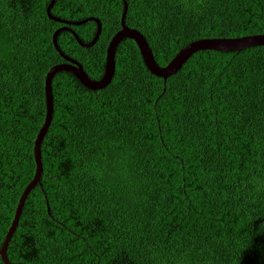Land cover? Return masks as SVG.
I'll return each instance as SVG.
<instances>
[{"label": "trees", "instance_id": "1", "mask_svg": "<svg viewBox=\"0 0 264 264\" xmlns=\"http://www.w3.org/2000/svg\"><path fill=\"white\" fill-rule=\"evenodd\" d=\"M125 24L164 66L204 38L264 34V0H125ZM50 0H0V246L34 170L44 79L64 62ZM122 0H55L68 21L96 17L90 48L59 49L98 80ZM89 43L96 24L70 26ZM40 181L6 248L23 264H264V47L198 51L163 80L123 39L102 89L54 74ZM47 208L49 211H47ZM0 264H3L0 258Z\"/></svg>", "mask_w": 264, "mask_h": 264}, {"label": "water", "instance_id": "2", "mask_svg": "<svg viewBox=\"0 0 264 264\" xmlns=\"http://www.w3.org/2000/svg\"><path fill=\"white\" fill-rule=\"evenodd\" d=\"M55 0H50L46 7V15L47 17L55 22L63 24V26L57 28L52 36L51 42L54 49L57 51L59 56L64 60L62 63H58L49 68L45 75L44 79V95H45V113L44 119L42 122L41 127L38 130V133L34 139V146H33V157H34V164L35 170L34 175L31 181L25 186L23 189L18 203L16 205V209L11 221L9 228L5 234L3 242L0 246V258L3 264H23V263H12L6 257V248L11 239L12 233L14 232L20 214L23 207V203L30 192V190L39 183L40 176L42 172V162H41V154H40V145L45 136V133L49 127V124L52 119L53 113V98H52V87L51 81L55 73L60 71H65L71 73L79 83L87 89L90 90H97L102 89L107 86L114 74V67H115V52L117 49L118 44L123 39H130L132 40L142 58V61L146 67V69L154 76L159 77L163 80H166L168 77L175 74L182 65L187 61V59L194 53L198 51H205V50H213V51H239L244 48L248 47H256V46H263L264 47V34H253V35H246L240 37H233V38H204L192 41L191 43L185 45L181 48L174 57L164 66L159 65L153 56L151 48L149 47L146 39L144 36L137 30L128 27L125 24V16L127 12V3L125 0H122L123 8L120 15L119 30L111 37L105 53V65H104V72L100 79L94 80L90 78L85 70L83 69L82 65L73 58L66 56L58 47L57 45V36L61 31H68L72 34L74 39L76 40L77 44L83 48H90L93 46L101 32V22L96 17H87L81 21H68L59 19L51 15L50 10L54 4ZM87 22H94L96 24V32L94 37L91 39L89 43H83L76 33L70 28V26H78L85 24ZM47 211L48 208H47Z\"/></svg>", "mask_w": 264, "mask_h": 264}]
</instances>
